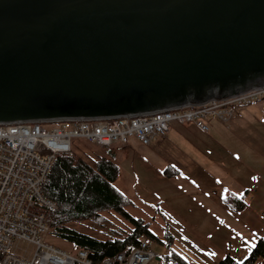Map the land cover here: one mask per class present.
I'll return each mask as SVG.
<instances>
[{
    "label": "water",
    "instance_id": "water-1",
    "mask_svg": "<svg viewBox=\"0 0 264 264\" xmlns=\"http://www.w3.org/2000/svg\"><path fill=\"white\" fill-rule=\"evenodd\" d=\"M261 86L264 0H0V123L144 114Z\"/></svg>",
    "mask_w": 264,
    "mask_h": 264
},
{
    "label": "crops",
    "instance_id": "crops-1",
    "mask_svg": "<svg viewBox=\"0 0 264 264\" xmlns=\"http://www.w3.org/2000/svg\"><path fill=\"white\" fill-rule=\"evenodd\" d=\"M252 105L257 107L238 110L227 123V127L233 130L229 136L221 133L224 122H209L210 128L206 132L191 123L177 122L178 125L173 126L176 122H171L164 137L148 144L141 143L144 146L140 161L143 169L139 167L137 177L119 165L120 174L115 184L138 208L140 215L136 216L145 220L151 218V221L148 220L150 228L153 221L160 225L162 234L156 233L160 238L163 237L167 220V231L173 238H180L181 235L187 237L188 252L198 250L202 253L197 259L188 257L190 264L191 261L217 264L226 253L231 254L235 245L231 239L238 234L247 232L252 235L249 231H256L258 236L264 235V134L260 130V126H264V103ZM253 127L251 134H245ZM232 137L239 138L241 149L221 144ZM131 138L126 144L117 141L116 147H112V142L105 146L104 152L98 151V154L115 152L116 160L117 147L125 151L135 146ZM179 141L187 142V146L180 147ZM214 153L217 154L216 159H212ZM168 165L172 166L170 175L165 171ZM151 174L154 175L152 181ZM156 182L158 185L152 187V183ZM137 184L139 193L134 188ZM229 194L241 196L246 202L245 207L233 211L223 200ZM240 215L249 217L248 224L258 220L262 227L246 225L245 228L240 223H244ZM212 233L216 234L210 239ZM166 250L165 247L163 252ZM236 250L246 252L239 246ZM157 258L162 261L161 255Z\"/></svg>",
    "mask_w": 264,
    "mask_h": 264
},
{
    "label": "built area",
    "instance_id": "built-area-1",
    "mask_svg": "<svg viewBox=\"0 0 264 264\" xmlns=\"http://www.w3.org/2000/svg\"><path fill=\"white\" fill-rule=\"evenodd\" d=\"M262 99L264 86L204 104H182L144 114L0 123V264H92L86 249L73 248L71 253L47 241L44 210L55 209L56 202L42 194L41 185L55 154L70 151L73 138L108 146L113 141L125 144L133 136L148 144L165 136L171 122L191 123L206 132L208 118L228 123L238 107ZM43 122L55 125L47 128ZM15 239L34 245L31 257L13 250ZM155 256L141 241L101 264H148Z\"/></svg>",
    "mask_w": 264,
    "mask_h": 264
},
{
    "label": "trees",
    "instance_id": "trees-1",
    "mask_svg": "<svg viewBox=\"0 0 264 264\" xmlns=\"http://www.w3.org/2000/svg\"><path fill=\"white\" fill-rule=\"evenodd\" d=\"M114 157L115 152H106L85 158L72 149L55 154L41 185L42 194L56 202L55 209L44 210L49 226L47 241L61 240L72 248L86 249L93 264L128 251L141 241L146 242L147 248L150 242L156 241L167 248L160 254L162 262L190 264L173 249L167 221L163 240L150 229L148 220L126 210L133 202L115 184L120 167ZM171 167H165L167 175ZM223 198L233 211L246 205L241 196L229 194ZM263 260L264 235L257 237L247 256L236 259L226 253L217 264H256Z\"/></svg>",
    "mask_w": 264,
    "mask_h": 264
},
{
    "label": "rangeland",
    "instance_id": "rangeland-1",
    "mask_svg": "<svg viewBox=\"0 0 264 264\" xmlns=\"http://www.w3.org/2000/svg\"><path fill=\"white\" fill-rule=\"evenodd\" d=\"M256 102L264 103V99L258 100ZM248 107L254 108V107H257V105H252L251 104L250 106L249 105L248 106H240V107H238L237 111L238 110L241 111L242 109H245V108H248ZM249 118H251V117L249 116ZM251 119H253V118H251ZM211 121H215L216 122L218 120H216L215 118H212V117L208 118V124ZM256 121L258 122V124H260L258 119H256ZM219 122H221V121H219ZM221 123H223V122H221ZM229 123H230V121H229ZM231 123H232V121H231ZM41 125L45 126L47 128H51L53 125H55V123L54 122H52V123L51 122H43V123H41ZM175 125H178L177 122L173 126H175ZM223 125L225 127H223L221 129V133L222 134L224 133V135L229 136L230 132L233 133L232 128H228L227 127V123H223ZM173 126H172V128L174 129L173 131H176V128L173 127ZM256 126H257V124H256ZM260 127H261L260 130L264 134V128H262L264 126H260ZM209 128H210V126H209ZM253 130H254V127L253 128H249V130L245 131V134L249 135V134H251V132H253ZM172 134H173V132L171 131V135ZM199 136L201 138H203L202 134H199ZM204 141H206V140H204ZM131 142L133 144H135V146L130 147L128 149H125V151L122 148H119V147L116 148L117 151H118L117 152L118 158L116 160H117V162L119 163V165H120V167L122 169H125L126 171H128V172H130L132 174L135 173V176L137 177L138 176L139 167H140V170L143 169L142 164H140V161H141V157H142L141 150H142V148L144 146L142 145L143 143L141 144V142L138 141L133 136L131 138ZM221 144H223V145H232L235 148L239 147L241 149L239 138L232 137L229 140L221 142ZM116 145H117V141H113L112 147H116ZM179 146L180 147H186L187 146V142L179 141ZM104 150H105V146H103V145H100V144H97V143H94V142H89V141H87V140H85L83 138H79V137L73 138L72 151H74L76 154H80L81 156H84L85 158H90V157L92 158L93 155H96L98 153V151L104 152ZM209 151L211 153V150H209ZM238 151H239V149H238ZM124 155H125V157H124ZM216 156H217V154L214 153V155L212 156V159H216ZM251 161H252V159H251ZM236 165H239V164H236ZM153 178H154V175L151 174L150 175L151 181L153 180ZM157 185H158L157 182L156 183H152V187H156ZM134 188H136L137 189V193H139L138 184L135 185ZM133 205H134V203L131 204V205H127L126 207L129 208L128 209L129 211L127 209L126 210L129 213H131L132 215H134V216L140 215L138 213V208H135V206H133ZM199 215H200V217H202L201 213H199ZM240 218H241V220L244 221V223L241 222V221H240V223L245 228H246V225H247V227H251V226L256 227V228H261L262 227V225L260 224V222L258 220L254 221L252 224H248L247 223V221L249 220L248 216L240 215ZM146 219L151 221V218H146ZM165 221H167V220H165ZM167 223H168V221H167ZM164 226H165V224H164ZM150 229L155 234L156 233L162 234L161 230H163V229H161V226L158 225L155 221L152 222ZM242 231H245V230H242ZM249 232H251L252 235H249L247 232H244L242 235L238 234L237 237H234V238L231 239L232 242L235 243L234 247L231 250V255H234V257L237 258V259H242L243 257H245L248 254L250 246L254 243L256 237L259 235V234H257L258 232H256V231H249ZM215 234L216 233H212L211 236H210V239H212L213 236H215ZM162 239L165 240L164 237H162ZM53 243H55L56 245H59V247H61V248H64L66 251L73 253V248L71 246H69V244L67 242L61 241V240H56V241H53ZM187 244L189 245L187 237H185L183 235H181L180 238L177 237V236H174L173 242H172V246L175 249H177L186 258L193 257V258L197 259L199 257L198 255L202 256V253H200L198 250H196V252H198L199 254L194 252V251L188 252V250H187L188 249V245ZM238 246L241 247V249H243V250L245 249L246 252H244V253H242L241 251L237 252L236 247H238ZM165 247H166L165 244H162V243H159V242H156V241L150 242L149 249L154 251L156 256L153 257V259H151L148 262V264H163L164 262L160 261L157 257H159V255L164 251ZM13 250H15L17 253H23V254L27 255L28 257H31L32 254H33V251H34V245L32 243H30L29 241L25 240V239H15L14 245H13ZM191 263L192 264H197L198 262L191 261ZM80 264H85V263H80ZM99 264H101V262ZM103 264H106V262L103 263ZM169 264H175V263L169 262Z\"/></svg>",
    "mask_w": 264,
    "mask_h": 264
}]
</instances>
